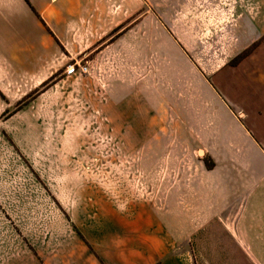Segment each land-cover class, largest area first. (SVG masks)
<instances>
[{
    "label": "rangeland",
    "instance_id": "rangeland-1",
    "mask_svg": "<svg viewBox=\"0 0 264 264\" xmlns=\"http://www.w3.org/2000/svg\"><path fill=\"white\" fill-rule=\"evenodd\" d=\"M126 1L128 9L117 10L123 18L140 0L110 3ZM144 3L153 4L161 23L171 25L184 43L180 58L161 39V73L170 61L169 66L191 71L186 86L193 96L200 90L199 71L210 80L223 63L236 64L248 52L227 61L222 56L235 44L236 11L253 14L264 8V0ZM99 84L96 79L95 85L87 79L69 81L58 97L53 93L26 107L29 100L20 101L1 116L0 264H79L92 253L97 256L90 236L107 237L113 244V236L127 234L125 243H140V227L149 214L174 242L171 258L189 264L236 263L231 225L215 218L222 199H199V164L213 162L199 136L216 133L215 109L202 113L198 106L176 107L175 101L168 109L187 115L184 124H123L120 107ZM202 117L206 123L199 122ZM138 131L159 138L135 139Z\"/></svg>",
    "mask_w": 264,
    "mask_h": 264
},
{
    "label": "crops",
    "instance_id": "crops-1",
    "mask_svg": "<svg viewBox=\"0 0 264 264\" xmlns=\"http://www.w3.org/2000/svg\"><path fill=\"white\" fill-rule=\"evenodd\" d=\"M110 3L0 0V121L18 102L38 105L50 94H62L66 82L74 85L82 79L94 85L96 79L101 90L111 92L110 101L120 107L123 124H184L187 115L168 109L175 101L176 107L198 106L202 113L214 108L216 133L199 136L201 148L213 161L210 167L199 164V199H222L215 218L223 225L230 223L231 250L239 253L230 264H264V8L253 14L236 11L235 44L222 56L227 61L247 48L248 52L236 64L223 63L210 80L199 71L200 90L193 96L186 86L191 71L169 66L170 61L161 73V39L180 58L184 43L171 25L161 23L154 5L145 7L140 0L130 18H123L117 10L128 9L127 1ZM70 65L76 72L67 75ZM79 66H86L87 72L81 73ZM206 121L202 117L199 122ZM149 137L159 135L135 133L138 140ZM153 216L149 214L148 223L140 227L138 244L125 243L127 234L113 236V244L107 237L90 236L98 257L92 253L78 263L189 264L168 255L175 244Z\"/></svg>",
    "mask_w": 264,
    "mask_h": 264
},
{
    "label": "built area",
    "instance_id": "built-area-1",
    "mask_svg": "<svg viewBox=\"0 0 264 264\" xmlns=\"http://www.w3.org/2000/svg\"><path fill=\"white\" fill-rule=\"evenodd\" d=\"M78 68L81 73H86L88 70L86 66H79ZM65 70H66V74L70 75L76 72V67L74 65H70Z\"/></svg>",
    "mask_w": 264,
    "mask_h": 264
}]
</instances>
